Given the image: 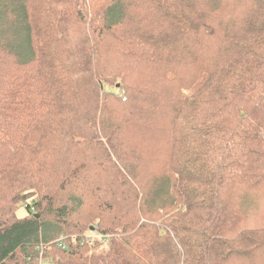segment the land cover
<instances>
[{"label":"trees","instance_id":"16d2710c","mask_svg":"<svg viewBox=\"0 0 264 264\" xmlns=\"http://www.w3.org/2000/svg\"><path fill=\"white\" fill-rule=\"evenodd\" d=\"M0 264H264V0H0Z\"/></svg>","mask_w":264,"mask_h":264},{"label":"rangeland","instance_id":"374dc122","mask_svg":"<svg viewBox=\"0 0 264 264\" xmlns=\"http://www.w3.org/2000/svg\"><path fill=\"white\" fill-rule=\"evenodd\" d=\"M117 83L118 82H116L112 86H109L106 88L111 89V90H115V92H117L118 95H121V91H118V89H117L118 88ZM31 200H32V198H29L27 201L30 202ZM25 203H27V202H24V203L18 205V210H17V216L18 217H24L27 214L26 209H25V207H26Z\"/></svg>","mask_w":264,"mask_h":264},{"label":"built area","instance_id":"2783aa9c","mask_svg":"<svg viewBox=\"0 0 264 264\" xmlns=\"http://www.w3.org/2000/svg\"><path fill=\"white\" fill-rule=\"evenodd\" d=\"M95 237H96V236H95V234H94L92 231H90V233L86 236V238H87L88 241L94 239ZM102 240H103V239H102ZM61 241H62V240L59 239V242H58V246H59V247H62V242H61Z\"/></svg>","mask_w":264,"mask_h":264}]
</instances>
